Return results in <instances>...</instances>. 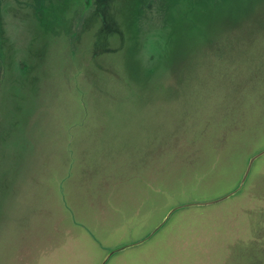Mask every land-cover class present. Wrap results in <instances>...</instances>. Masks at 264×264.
Masks as SVG:
<instances>
[{
    "label": "rangeland",
    "instance_id": "374dc122",
    "mask_svg": "<svg viewBox=\"0 0 264 264\" xmlns=\"http://www.w3.org/2000/svg\"><path fill=\"white\" fill-rule=\"evenodd\" d=\"M264 149V0H0V264H100ZM107 264H264V155Z\"/></svg>",
    "mask_w": 264,
    "mask_h": 264
},
{
    "label": "water",
    "instance_id": "95a60500",
    "mask_svg": "<svg viewBox=\"0 0 264 264\" xmlns=\"http://www.w3.org/2000/svg\"><path fill=\"white\" fill-rule=\"evenodd\" d=\"M262 155H264V149L260 150L259 152L255 153L254 155L251 156V158L249 159V162L247 164L246 170H245L240 182L238 183V185L234 189H232L228 193H226V194L222 195L221 197L216 198L214 200L203 201V202H187V203L178 204V205L172 207L167 212L165 217L162 219L160 224L157 225L144 239H142V240H140L138 242H134V243H131V244H127V245L120 246V247H117V248L109 250L100 264H107V262L110 260V258L113 255L117 254L118 252L123 251V250H125V249H127L129 247H133V246L139 245V244L147 241L148 239H150L154 234H156L166 224V222L169 220V218L175 212H177V211H179L181 209L189 208V207L204 206V205L214 204V203L226 200V199L232 197L233 195H235L236 193H238L243 188V186L245 185L255 160L257 158H259L260 156H262Z\"/></svg>",
    "mask_w": 264,
    "mask_h": 264
}]
</instances>
